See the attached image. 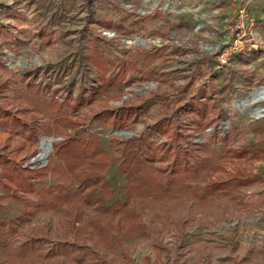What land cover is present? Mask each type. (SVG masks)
I'll return each instance as SVG.
<instances>
[{
    "label": "rangeland",
    "instance_id": "1",
    "mask_svg": "<svg viewBox=\"0 0 264 264\" xmlns=\"http://www.w3.org/2000/svg\"><path fill=\"white\" fill-rule=\"evenodd\" d=\"M188 18L175 0H0V264H264V51L215 70ZM35 90L70 108L33 107ZM68 137L90 157L61 156ZM142 140L205 166L178 187L128 181Z\"/></svg>",
    "mask_w": 264,
    "mask_h": 264
},
{
    "label": "trees",
    "instance_id": "2",
    "mask_svg": "<svg viewBox=\"0 0 264 264\" xmlns=\"http://www.w3.org/2000/svg\"><path fill=\"white\" fill-rule=\"evenodd\" d=\"M105 61H107V60H105ZM108 62L110 63V61H107L106 63H108ZM102 70L103 69H101V71ZM107 70L108 69H105L103 71L107 72ZM35 85L37 86L38 84H35ZM30 86H34V82H31L30 85H28L27 87L29 88ZM38 87H42V86L40 85ZM37 93H38L37 90H35L34 91V94H35L34 103L35 104H33V107H39V106L43 107L45 105L46 108H48V110L50 108L51 110H53V111L55 110L56 112H58V109H60V110L62 109V111H63L64 109L70 108L69 98L68 99L64 98L65 101L67 99L66 102H64V100H62L60 103L56 104L58 102L57 99L52 100L51 98H48L47 102H45V101H43L42 98H40V99L36 98ZM193 101H194V103H192L191 105H194V107H195L194 111L197 113V115L201 119L206 117V115H205L206 114V108H205V106L204 107L202 106L203 104L200 103L201 101L199 99H193ZM55 105L58 106L57 110L54 108ZM108 112H106L108 115H109V113L111 116L114 114L113 118L116 119L115 118V112L114 113L111 111L109 113ZM127 112L129 114V111H127ZM195 112L193 113V111H192V113H190V114H196ZM50 114L52 115V113H50ZM5 118H8L9 121L11 120L10 119L11 116H9V117L5 116ZM31 119H34V118L31 117ZM17 121H18L17 119H14V122L17 123ZM32 121H34V120H31V122ZM165 122H166V120H165ZM191 122H194V121L192 120ZM209 122H210V120L207 121V123H209ZM27 124L28 123H26L25 125H27ZM25 125L22 126L20 124L21 130H22V128H24L27 132H28V130H30V132L34 131L33 139L37 140L38 134H39V133H37V129L35 130L34 128L32 129L31 126L27 127ZM214 135H215V137L221 138L220 136H217L216 134H214ZM209 138H212V137L209 136ZM74 139L75 138H69V137L67 139H62V141H64V142L59 144L58 147H56L57 152L58 153L60 152L61 156L69 154L70 156L75 157L77 160H79V159L83 160L82 157H85V159L89 158L91 155V152H88L86 154H82V153H79L78 150H77V152L72 151L73 148H71L70 144H71V142L76 141ZM207 143H208V141L206 139L204 141L195 140V141H192V143H190V147H192V145L195 146V148L202 147V146L206 147ZM79 144L85 146L86 149L89 148L88 142L81 141V142H79ZM142 144H143V148L140 149L141 155L138 157H137V152H134L128 148L125 149V151L127 153V155H126L127 157L123 160L124 161V167H122V171L124 172L125 177H127L128 181L138 182V180L145 181V180H149V178H152L155 183H158V181H161L163 184H165V187H178V184L179 183L182 184V181L185 178L186 179L187 178L193 179V178L197 177L201 168H203L205 166V164L203 163V161L201 159H197L194 163L189 162V158L196 155L194 153H191L190 147L189 148L181 147V145H180V146H178L177 153L176 152H169L168 153V151L171 150V147H172L171 144H169V145H166V147H165L167 152L163 156H158V154H156L157 150L162 149V147L160 148V144H156L155 149L151 148V142H149L147 140H142ZM142 152H144V153L142 154ZM139 157H141V159ZM156 157L158 159L170 160L171 162H170V165H168V168L163 170V169L155 168L154 166L150 167V165H147L146 161L152 162L151 160L153 158H156ZM145 158H146V161H145ZM152 170H154V171H152ZM3 175H5V173ZM6 177L11 179V180H14L12 173H8ZM78 177L80 178V181H81L80 186L83 188L88 186L89 184H92V185L102 186L106 189L109 188L111 190V186H110L109 182L104 180L101 176H94V178H89V177L87 178V177H83L79 174ZM0 178H1V175H0ZM15 179L17 180V187H19L20 183L18 182V179H21L20 175H19V178L17 175L15 177ZM220 185H225V184L224 183H216V184L212 185V187L217 188V187H220ZM208 192H210V191H208ZM25 219H29V218L25 217ZM1 234L4 235V238H6V236H7L6 234H4V233H1Z\"/></svg>",
    "mask_w": 264,
    "mask_h": 264
},
{
    "label": "built area",
    "instance_id": "3",
    "mask_svg": "<svg viewBox=\"0 0 264 264\" xmlns=\"http://www.w3.org/2000/svg\"><path fill=\"white\" fill-rule=\"evenodd\" d=\"M253 0H228L230 9L220 15L224 27L225 39L215 49V70L228 66L231 59L246 55L264 47V39L258 30L257 20L250 9ZM218 14L217 8L212 10ZM200 27V23L195 29Z\"/></svg>",
    "mask_w": 264,
    "mask_h": 264
},
{
    "label": "crops",
    "instance_id": "4",
    "mask_svg": "<svg viewBox=\"0 0 264 264\" xmlns=\"http://www.w3.org/2000/svg\"><path fill=\"white\" fill-rule=\"evenodd\" d=\"M175 2L182 12L187 14L190 24L194 26V30L197 33L206 31L211 34V42L214 45L215 43L219 44L225 39L220 15L229 11L230 5L228 0H175ZM214 8L218 9V14L212 12ZM250 11L256 18L258 30L264 39V0H253ZM198 23H200V27L195 29ZM202 28L203 30H201ZM183 31L185 30L183 29ZM258 51L263 52L264 47Z\"/></svg>",
    "mask_w": 264,
    "mask_h": 264
},
{
    "label": "water",
    "instance_id": "5",
    "mask_svg": "<svg viewBox=\"0 0 264 264\" xmlns=\"http://www.w3.org/2000/svg\"><path fill=\"white\" fill-rule=\"evenodd\" d=\"M261 97L264 98V95L261 96ZM259 99H260L259 97H256V98L252 99V101H257V100H259ZM253 111H255V113H254ZM252 112H253L254 115H256V116H257V115L264 114V107L255 108V109L252 110ZM49 140H50V139H49Z\"/></svg>",
    "mask_w": 264,
    "mask_h": 264
},
{
    "label": "bare ground",
    "instance_id": "6",
    "mask_svg": "<svg viewBox=\"0 0 264 264\" xmlns=\"http://www.w3.org/2000/svg\"><path fill=\"white\" fill-rule=\"evenodd\" d=\"M263 95H264V87H262V89H259L255 93H253L251 96V99H254L256 97H259L261 99L262 98L261 96H263ZM254 113H255V111H254Z\"/></svg>",
    "mask_w": 264,
    "mask_h": 264
}]
</instances>
